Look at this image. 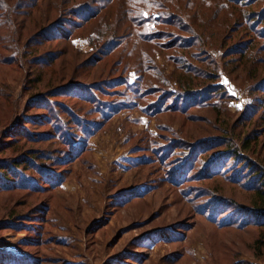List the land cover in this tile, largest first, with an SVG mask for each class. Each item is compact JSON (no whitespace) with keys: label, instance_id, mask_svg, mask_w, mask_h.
<instances>
[{"label":"rangeland","instance_id":"rangeland-1","mask_svg":"<svg viewBox=\"0 0 264 264\" xmlns=\"http://www.w3.org/2000/svg\"><path fill=\"white\" fill-rule=\"evenodd\" d=\"M258 192L264 0H0V264H264Z\"/></svg>","mask_w":264,"mask_h":264},{"label":"trees","instance_id":"trees-1","mask_svg":"<svg viewBox=\"0 0 264 264\" xmlns=\"http://www.w3.org/2000/svg\"><path fill=\"white\" fill-rule=\"evenodd\" d=\"M189 98H191V97L188 96L186 99H189ZM262 182H263V180H262ZM258 194H259L260 196H261V195L263 196L262 198L260 197L259 202L264 204V194H263L262 192H258Z\"/></svg>","mask_w":264,"mask_h":264}]
</instances>
